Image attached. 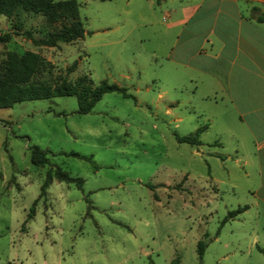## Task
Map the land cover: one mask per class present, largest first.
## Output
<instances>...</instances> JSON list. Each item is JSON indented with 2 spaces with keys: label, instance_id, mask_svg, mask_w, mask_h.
I'll use <instances>...</instances> for the list:
<instances>
[{
  "label": "rangeland",
  "instance_id": "rangeland-1",
  "mask_svg": "<svg viewBox=\"0 0 264 264\" xmlns=\"http://www.w3.org/2000/svg\"><path fill=\"white\" fill-rule=\"evenodd\" d=\"M75 1L88 32L53 46L26 35L43 37L52 27L41 14L17 8L0 15V32L9 33L0 58L34 50L56 79L87 73L92 85L104 79L128 95L104 92L85 113L73 95L0 108V264H169L174 257L179 264H264L256 248L264 247L259 173L234 160L236 136L210 103L165 69L156 9L147 0ZM199 125L200 144L176 141L174 133ZM33 144L47 162H31ZM53 166L79 176L81 186L53 178L38 196ZM199 239L206 241L201 258Z\"/></svg>",
  "mask_w": 264,
  "mask_h": 264
},
{
  "label": "crops",
  "instance_id": "crops-1",
  "mask_svg": "<svg viewBox=\"0 0 264 264\" xmlns=\"http://www.w3.org/2000/svg\"><path fill=\"white\" fill-rule=\"evenodd\" d=\"M147 1L167 41L165 69L192 86L235 134L234 160L254 167L263 194L264 21L257 17L264 16V0Z\"/></svg>",
  "mask_w": 264,
  "mask_h": 264
},
{
  "label": "trees",
  "instance_id": "trees-1",
  "mask_svg": "<svg viewBox=\"0 0 264 264\" xmlns=\"http://www.w3.org/2000/svg\"><path fill=\"white\" fill-rule=\"evenodd\" d=\"M154 2L158 3L159 0H154ZM77 6L78 3L75 0H0V15L10 17L17 8L41 14L52 27L44 33L43 37H33L28 30L25 31L26 35L35 45L53 46L60 41L70 42L76 40L88 32L84 29L78 16ZM257 18L264 21L263 15ZM7 39H9V33L7 31L0 32V42ZM74 65L75 60L66 67V70H72ZM51 69L52 63L44 60L37 51L27 50L21 53L6 51L5 55L0 58V108L10 106L20 100L73 95L77 103L76 111L85 113L92 108L104 92L118 91L123 95H128L124 86L109 83L104 79L92 85L87 73L77 75L72 81L65 79V77L56 79L52 75ZM203 128L204 126L199 125L189 134L179 135L174 133V136L178 142L184 141L191 145L199 144L201 141L198 135ZM69 153L88 158V155L79 154L75 151ZM29 154L31 162L35 165L47 162L45 150L35 144L29 146ZM53 178L74 182L77 187H80L82 183L79 176H72L59 166L49 167L46 169L39 186L38 196L45 191ZM36 198L33 200L30 206L31 211L27 216L31 215ZM242 208V206L236 207L227 212V216L235 214ZM224 219H226V216L222 220ZM205 244L206 241L197 240L198 258H201ZM256 248L264 256V247L256 245ZM169 264H179V260L174 257Z\"/></svg>",
  "mask_w": 264,
  "mask_h": 264
}]
</instances>
